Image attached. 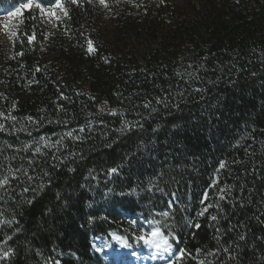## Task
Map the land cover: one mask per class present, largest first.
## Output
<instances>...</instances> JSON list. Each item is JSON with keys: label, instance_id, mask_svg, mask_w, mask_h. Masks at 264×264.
<instances>
[{"label": "trees", "instance_id": "16d2710c", "mask_svg": "<svg viewBox=\"0 0 264 264\" xmlns=\"http://www.w3.org/2000/svg\"><path fill=\"white\" fill-rule=\"evenodd\" d=\"M62 2L0 44V175L27 173L0 192V264H105L96 239L147 232L171 193L173 250L191 253L174 264L224 247L207 261L264 264V0Z\"/></svg>", "mask_w": 264, "mask_h": 264}, {"label": "snow or ice", "instance_id": "6c2138e0", "mask_svg": "<svg viewBox=\"0 0 264 264\" xmlns=\"http://www.w3.org/2000/svg\"><path fill=\"white\" fill-rule=\"evenodd\" d=\"M72 4H77L78 2H82V0H70ZM90 2V0H89ZM100 5H103L107 7L106 0H98ZM163 2V0H161ZM32 9H39L42 15H47L48 17H55L57 20L60 19V15H58V11L62 13L64 16L68 15L67 9L65 8L64 3L62 0H55V3L48 9H44L43 6L40 3H35L34 0H27L26 3H20L17 7L14 8L13 11L8 12V22L3 25V28L7 31L10 30V24H11V18L12 17H19L22 14V10H32ZM18 33L16 31H11V36L16 37ZM29 42H31L34 37L28 36L27 37ZM88 50H93V44L92 41H88ZM11 119L15 120L16 117H11ZM0 129H4V125L0 124ZM83 129H81L82 131ZM69 136L72 135L71 132L68 133ZM44 138L42 137L41 140ZM59 143V141H57ZM51 146V145H47ZM36 152H40L41 149L37 147L35 149ZM220 168H224L226 166L225 162L220 163ZM119 171L118 168L113 167L109 168L107 170L108 175L117 173ZM23 172L25 175H27L26 170L24 169H16L15 171H9L7 175H0V192L7 193L8 188L10 184L12 183V180L19 179V173ZM162 174L160 176V179L162 180ZM28 180H31L32 177L28 176ZM148 191H158L163 193L164 189L159 187L158 183L149 182ZM33 191L35 194V189L31 188H23V192H29ZM112 190L109 189V192ZM131 192L135 193L136 189L132 188L130 189ZM123 195V193H121ZM172 199L168 202V207L160 211L158 213L153 214V218L151 220H146V222L150 225V228L147 232L141 231L139 234H136L135 232L131 233L130 236L127 235H119L116 232L111 233V240L116 241L121 249L130 250L127 254L131 256H137L139 253L134 250L133 243L130 242V239H134L136 242H142L144 246H146L148 250V255L152 260L157 259H163L165 256H168L167 260H164V264H174L173 257L175 260H180L182 257L186 255H191V253L186 252L185 249H179L178 254L177 252H174V241L178 238L177 237V230H178V222L175 220V214L172 212V207L176 203V194L171 193L170 194ZM59 196V194H58ZM208 194H203V200H207ZM4 196L0 194V200H2ZM223 198V196L221 197ZM30 203V201H29ZM89 207H91V202H89ZM211 207V205H208L204 207L199 213V216H203L207 211L208 208ZM2 215V214H0ZM159 217L157 219L156 217ZM96 219L95 217H89V223H92L93 220ZM100 219H107V217H100ZM184 223L182 225H179L180 228H187L191 227L194 224V221L191 217H182ZM217 219L216 216H212L211 220L215 221ZM12 220H0V224H11ZM131 225L135 226L136 221H131ZM194 226L196 228H199L200 225L198 223H195ZM240 240H244V236L241 235L239 237ZM111 244L108 242L100 243L99 245L95 246V250L97 252H103L105 249L110 248ZM14 249L12 248H6L0 250V261H7L11 255L14 254ZM220 251H223L225 254H228L230 258L232 249L230 247H224L222 249L217 248L213 250H207V249H197V252H202L205 259L200 261V264H210V261H207L208 257L216 256ZM125 253H117V255H124ZM170 254V255H169ZM72 255H75V253H72ZM52 264H59V261H53Z\"/></svg>", "mask_w": 264, "mask_h": 264}, {"label": "rangeland", "instance_id": "374dc122", "mask_svg": "<svg viewBox=\"0 0 264 264\" xmlns=\"http://www.w3.org/2000/svg\"><path fill=\"white\" fill-rule=\"evenodd\" d=\"M27 0H9L3 6H0V44L6 51H9L11 41V31L17 22L18 17L11 18L10 30H5L3 25L8 22V12L13 11L20 3H26ZM37 3V0H34ZM47 9V8H44ZM107 242L105 240L96 239L95 246L100 243ZM139 254L137 256H131L127 253L130 250L121 249L116 241L111 244L110 248L105 249L103 252H97L101 258L104 259L105 264H158L164 263V260L168 259L165 256L163 259L152 260L148 255L146 246L143 245L140 249H135ZM117 253H125L124 255H117ZM170 255V254H169Z\"/></svg>", "mask_w": 264, "mask_h": 264}]
</instances>
